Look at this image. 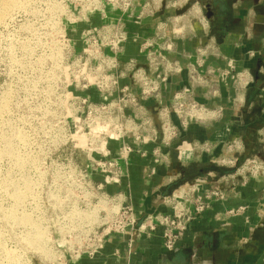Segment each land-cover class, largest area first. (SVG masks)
<instances>
[{"label":"rangeland","instance_id":"obj_1","mask_svg":"<svg viewBox=\"0 0 264 264\" xmlns=\"http://www.w3.org/2000/svg\"><path fill=\"white\" fill-rule=\"evenodd\" d=\"M10 1L0 0V8L6 3L9 6ZM188 1L192 5L195 2L16 0L14 7L0 16V264H68L70 260L88 256L81 253L76 257V251L84 250L78 244L84 233L78 231L85 224L99 227L102 211L98 210H107L110 206L102 197V192H107L105 186L103 191L95 187L103 177L92 164L106 158L103 142L114 134L115 115L103 110L88 116L85 110H78L77 99L93 90L95 101L101 103L105 89L98 86L112 73L109 67H117L118 74L122 71L120 67H141V59L139 62L133 57L122 59V45L129 31L133 35L139 32L143 17L156 12L162 15L166 21H161L163 24L158 25L157 30L160 37L164 34L162 36L171 43L173 37L183 31V24L173 23L171 18L180 16L175 11ZM184 25L185 31L201 27ZM122 32L126 36L123 43ZM146 52L150 54V49ZM154 54L144 59L148 65L174 67L166 56L157 59ZM152 56L154 65L151 64ZM198 59L196 57V61ZM235 66L234 61L227 60L225 67H208L198 75L193 73V78H187L189 85L203 86L207 91L206 105L195 99L190 88L174 91L169 101L163 102L161 97L165 96L160 92L156 99L160 102L152 97L144 102L151 99L148 104L157 110L162 133L163 122L158 114L165 106H171L175 95L185 97L188 105H196L195 118L189 120L186 128L192 123L209 126L223 122L229 130L234 129L230 137L221 142L222 151H219L215 167L221 169L218 176H229L232 170L236 173L234 180L237 176L247 180L264 178V127L256 129L262 107L248 114L247 121L256 124L245 137L248 151L241 159L242 135L239 133L240 124H243L240 118L243 102L240 95L244 89L235 83L242 79ZM144 71L150 74L151 68L146 66ZM165 72L167 75L173 73ZM130 79L135 86L131 74ZM85 84L87 87L83 86ZM220 85L234 88L237 94L234 102L215 105L209 100L215 95L214 88ZM91 96L90 93L88 97L91 99ZM185 111L188 112L189 107ZM226 111L229 118H220L222 112L226 116ZM172 116L182 129L174 113L169 114L168 124L174 126ZM152 124L150 121L149 125ZM89 179L92 182L88 185ZM184 185L179 188L184 189ZM189 185L190 195L201 193L203 183L200 179L186 186ZM196 188L198 192L192 190ZM214 190L220 191L217 188L209 192ZM173 197L168 202L171 213L163 215L173 213L176 204ZM123 204L130 205L126 201ZM194 205L191 200L190 207ZM246 208L240 205L229 209L227 214L242 215ZM231 210L234 213L231 214ZM158 214L162 215L150 216ZM24 217L30 224L22 221Z\"/></svg>","mask_w":264,"mask_h":264},{"label":"crops","instance_id":"obj_2","mask_svg":"<svg viewBox=\"0 0 264 264\" xmlns=\"http://www.w3.org/2000/svg\"><path fill=\"white\" fill-rule=\"evenodd\" d=\"M161 21L166 20L162 15L158 16V12L143 17L139 32L133 35L129 31L122 45V59L133 57L138 62L141 59V67L134 68L144 70L146 66L152 67L144 61L148 49L157 59L166 56L174 67H171L173 73H169L161 85V94L165 96L161 100L169 101L174 91L190 88L195 99L203 105L208 102L207 91L203 86L189 85L187 78H193V73L198 75L208 67H225L227 60L234 61L238 75L242 76L235 83L244 89L240 95L243 124H240L239 133L242 135L243 159L244 152L248 151L245 137L256 124L247 121L248 114L258 106L262 108L256 129L264 127V0H195L186 13L174 15L171 21L184 27V24L201 27L185 31L182 26L183 31L173 37L171 43L162 36L164 34L160 37L157 28L163 24ZM120 68L119 87L129 85L137 94L130 79L131 67ZM214 89L215 95L209 100L215 105L228 104L237 98L231 85ZM93 93V90L86 91L82 96L99 103ZM117 94L114 92L113 98ZM144 100L124 112L125 118L132 120V133L123 139L108 138L102 147L108 159H116L124 144H136L144 152L143 155L132 152L118 159L122 174L117 182L105 185L108 194L129 203L138 224L150 214L171 213L170 198L185 190L190 192V185H186L196 179L203 183L200 185L202 194L218 188L223 199L206 200L205 209L189 223L172 252L164 251L162 229L157 227L130 238L131 244L129 236L112 234L95 255L82 256L68 264H264V178L247 180L237 176L234 180L236 173L231 170L227 179L223 174L218 176L221 169H215L219 151H222L221 142L226 141L234 129L229 130L223 122L209 126L192 123L181 129L172 116L174 126L170 124L169 127L175 134L168 140L159 131L157 110L148 104L151 99ZM228 113L226 111L223 116L222 112L220 118L228 119ZM150 121H153L152 126ZM138 134L146 136L145 143H134L133 137ZM184 183L185 188H179ZM187 197L192 200L194 196L189 193ZM240 205L247 207L242 215L227 214L229 209Z\"/></svg>","mask_w":264,"mask_h":264},{"label":"built area","instance_id":"obj_3","mask_svg":"<svg viewBox=\"0 0 264 264\" xmlns=\"http://www.w3.org/2000/svg\"><path fill=\"white\" fill-rule=\"evenodd\" d=\"M151 2L156 4L153 1ZM124 5L128 6V3H125ZM125 39L126 36L122 32V43ZM149 53L150 54L147 56L153 55L151 52ZM151 59V64L154 65L153 56ZM116 68L117 67H114V65L113 67H109V70H111L112 73H110L104 80V84L101 83V86H98L99 88L104 86L103 88L105 89V93L102 96V102L95 105L88 97L82 96L77 99V108L78 110H85L88 116L103 110H106L107 114L115 115L113 118L114 124L112 126V132H114V134L108 136V138L122 137L123 139L128 134H131L133 129V124H131L132 120L125 118V109L131 106H136L140 100L150 97L157 99L160 96L161 85L166 82L167 72L165 71H171V67H157L156 64V67H150V74L145 73L142 69H133L131 67V78L137 88V94L132 91V88L129 85L119 87L118 78L121 74H118ZM83 86L87 87L86 84ZM114 92H118V94L113 98L112 94ZM185 92H188V90H185ZM188 107L189 111L186 112L185 109ZM195 108L196 105L194 103L192 105H188V103H186L185 97L175 95L172 99L171 106H165L158 114L159 119L163 122V136L169 137L175 134L173 130L171 131L168 124L170 113H174L180 119L181 127L186 128L189 120L195 118ZM110 110L113 112H109ZM133 140L134 143H145L146 137L138 134L133 137ZM132 152H137L140 155L144 154L138 145L124 144L116 159L103 158L92 164V167H94V169L103 177L100 182L95 183L97 190L103 191V188L107 183L117 182L119 180L122 173L118 164V159H123L126 155ZM91 182L92 181L89 179L87 184L89 185ZM192 190L194 192H198L197 188L196 190ZM188 194L189 192L187 191L180 194V196L173 197L176 204L173 206V213L171 215H148L141 223L138 224L130 205L123 204V202L116 196H111L107 192L103 191L102 197L106 200L107 204H110V206L107 210H98L99 212L102 211V213L100 212L101 218L99 227L96 225L85 224L82 228H80L81 231L77 230L79 234L84 233L81 238L78 239L79 246L84 248V250L76 251V257H78L81 253L88 255V257L95 255V253L102 248L105 239L110 234L127 235L129 236V244H131L132 237L148 231H154L157 227L162 229V246L164 251L166 253L174 251L177 242L187 229L189 223L205 209L206 200H209L210 198L223 199V194L218 190L204 194L199 192V194H195L192 198L195 203L192 209L190 207L191 200L187 197ZM98 211H96V213ZM230 213L232 214L234 211L231 210ZM99 229L101 230L99 231Z\"/></svg>","mask_w":264,"mask_h":264},{"label":"bare ground","instance_id":"obj_4","mask_svg":"<svg viewBox=\"0 0 264 264\" xmlns=\"http://www.w3.org/2000/svg\"><path fill=\"white\" fill-rule=\"evenodd\" d=\"M8 3H6L5 7L0 8V16L4 15L5 13H7L10 9H12L14 7V5L16 4V0H11L9 3V6H7ZM22 221L24 223L30 224L29 219L27 217L22 218ZM36 236H38V233L36 232Z\"/></svg>","mask_w":264,"mask_h":264},{"label":"water","instance_id":"obj_5","mask_svg":"<svg viewBox=\"0 0 264 264\" xmlns=\"http://www.w3.org/2000/svg\"><path fill=\"white\" fill-rule=\"evenodd\" d=\"M191 6H192V2L191 1H188L183 7H181L177 11H175V14L176 15H182L183 13H185L186 11H188V9H190Z\"/></svg>","mask_w":264,"mask_h":264}]
</instances>
